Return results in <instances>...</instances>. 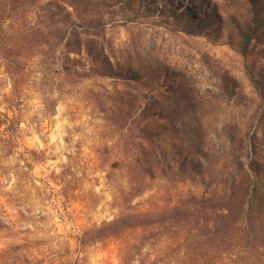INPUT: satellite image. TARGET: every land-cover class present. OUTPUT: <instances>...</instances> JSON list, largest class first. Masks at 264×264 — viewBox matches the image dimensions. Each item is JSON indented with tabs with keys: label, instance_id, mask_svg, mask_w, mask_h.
Listing matches in <instances>:
<instances>
[{
	"label": "rangeland",
	"instance_id": "1",
	"mask_svg": "<svg viewBox=\"0 0 264 264\" xmlns=\"http://www.w3.org/2000/svg\"><path fill=\"white\" fill-rule=\"evenodd\" d=\"M28 1L0 36L16 45L0 53V264L240 263L96 229L219 199L252 166L264 178V27L240 45L249 0H62L65 29H96L56 55L34 23L48 1Z\"/></svg>",
	"mask_w": 264,
	"mask_h": 264
},
{
	"label": "trees",
	"instance_id": "2",
	"mask_svg": "<svg viewBox=\"0 0 264 264\" xmlns=\"http://www.w3.org/2000/svg\"><path fill=\"white\" fill-rule=\"evenodd\" d=\"M47 1L45 5L35 2L36 9H47L46 16H42L39 10L33 12L37 18L35 24H43L46 29L52 30L46 45L55 55L57 51L64 50L76 53L73 50L76 43L72 41L79 38L82 29L86 31L84 34L95 30L93 20H82L80 26L75 25L69 32V28L65 29L67 24L56 20L55 11L60 10L62 0ZM19 2L21 6L16 5L17 0H0V36L6 28L9 30L6 25L15 17L27 18L29 1ZM249 4L255 16L249 24L240 28V45L244 55L258 31L264 27V19L260 20L257 16L254 1L249 0ZM14 47V43L1 44L0 53L9 55V49ZM54 59L59 61L60 57L55 56ZM249 170L239 180L227 184L229 188L219 199L191 198L161 211L122 212L115 220L102 224L96 230H109V236L103 237L110 238L126 230L142 229V245L149 241L160 242L164 238L173 242L183 241L188 246L191 242L198 250L206 249L200 254L201 259L204 255L222 258L238 254L236 256L241 258L238 264H264V178L259 167L252 166ZM142 264H145L143 260Z\"/></svg>",
	"mask_w": 264,
	"mask_h": 264
}]
</instances>
